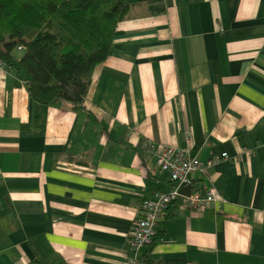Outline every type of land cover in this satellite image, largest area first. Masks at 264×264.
I'll return each mask as SVG.
<instances>
[{
  "label": "crops",
  "instance_id": "obj_1",
  "mask_svg": "<svg viewBox=\"0 0 264 264\" xmlns=\"http://www.w3.org/2000/svg\"><path fill=\"white\" fill-rule=\"evenodd\" d=\"M130 3L81 108L0 70V264H133L139 203L172 187L148 144L211 160L215 202L178 199L134 264H264V0Z\"/></svg>",
  "mask_w": 264,
  "mask_h": 264
},
{
  "label": "trees",
  "instance_id": "obj_2",
  "mask_svg": "<svg viewBox=\"0 0 264 264\" xmlns=\"http://www.w3.org/2000/svg\"><path fill=\"white\" fill-rule=\"evenodd\" d=\"M130 7V0H0V60L24 73L33 102L81 108Z\"/></svg>",
  "mask_w": 264,
  "mask_h": 264
},
{
  "label": "built area",
  "instance_id": "obj_3",
  "mask_svg": "<svg viewBox=\"0 0 264 264\" xmlns=\"http://www.w3.org/2000/svg\"><path fill=\"white\" fill-rule=\"evenodd\" d=\"M5 66L0 60V70ZM147 148L154 155L159 170L168 173L172 187L165 193H153L148 199L139 203L141 215L135 221L128 240V252L133 264L138 259L139 252L153 243L157 227L171 203L180 199L189 208L205 209L215 202L211 191L204 187L192 188L191 180L193 174L204 173L205 169L212 165L211 160L199 161L190 155L188 147L179 149L148 144ZM226 157V154L220 156V158ZM184 186L191 187L187 197L180 193Z\"/></svg>",
  "mask_w": 264,
  "mask_h": 264
},
{
  "label": "water",
  "instance_id": "obj_4",
  "mask_svg": "<svg viewBox=\"0 0 264 264\" xmlns=\"http://www.w3.org/2000/svg\"><path fill=\"white\" fill-rule=\"evenodd\" d=\"M190 190H191V187L190 186H184L182 187V189L180 190V193L187 197L189 194H190Z\"/></svg>",
  "mask_w": 264,
  "mask_h": 264
},
{
  "label": "rangeland",
  "instance_id": "obj_5",
  "mask_svg": "<svg viewBox=\"0 0 264 264\" xmlns=\"http://www.w3.org/2000/svg\"><path fill=\"white\" fill-rule=\"evenodd\" d=\"M19 53H16V55H18Z\"/></svg>",
  "mask_w": 264,
  "mask_h": 264
}]
</instances>
